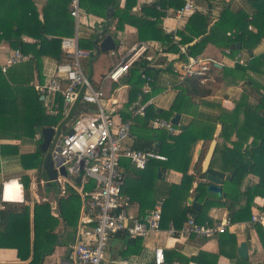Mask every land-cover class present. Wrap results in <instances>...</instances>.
I'll list each match as a JSON object with an SVG mask.
<instances>
[{"label": "trees", "instance_id": "trees-1", "mask_svg": "<svg viewBox=\"0 0 264 264\" xmlns=\"http://www.w3.org/2000/svg\"><path fill=\"white\" fill-rule=\"evenodd\" d=\"M69 1L48 0L42 10L41 21L38 19L31 0H0V42L6 41L12 50L18 49L22 54L31 56L29 61L10 67L5 73L2 72L3 62L0 61V160L9 156H17L21 169L25 171H40L45 156V153L40 150L42 141L40 132L44 128L56 127L62 120V116L51 117L46 113L44 102L40 100L41 93L31 85V81L35 76L34 69L36 73L40 72L42 57L64 60L60 50L61 39L58 38L72 36L74 32V20L68 11ZM136 2L137 0H125L121 9L118 0H79V7L86 13L100 16H105L108 8H114L113 18L116 19V31L123 30L126 24L135 26L138 40L158 42L162 53L177 54L178 46H185L189 55L199 56L208 44H213L228 50L230 56H233L240 50L236 47L230 48L236 42L241 43V48L250 51L245 64L236 63L232 69L224 67L222 70L228 84L242 87L240 98L233 101L230 108L219 107L218 114L214 117L201 115L198 111L194 99L207 96L206 86L212 84L210 72L216 69L212 66L204 83L193 78L184 80L181 92L178 93L168 111L157 112L155 107L149 105L145 116L136 118L138 127H132L136 138L160 139L162 143L161 147L149 144L148 148L143 150H155L165 156L167 158L165 162L152 161L158 162L162 169L176 171L182 176L178 185L164 184L163 199L154 198L155 203L163 201L161 228L171 221L174 228L179 230L188 214H194L195 222L202 224L208 220L207 213L211 208H225L232 223L250 221L253 208L264 213V202L258 207L255 204L259 198L264 201V53L256 55L252 53L254 47L264 41V0H245L246 12L243 10L233 12L226 7L219 20L211 27L208 16L195 10L188 18L184 29L176 33L178 41H174L172 35L164 33L159 27L164 13L158 12L156 7L179 9L184 4L183 0H156L150 6H144L141 9L143 15L146 18L154 17L155 21L130 16ZM23 31L34 42H23L20 39ZM227 32L232 33L228 36ZM47 37L51 38L47 39ZM199 38L201 39L197 41ZM88 46L90 47V41H88ZM152 74L153 71L147 67L146 61H141L132 67L128 79L130 91L128 102L125 105L126 109L129 110L136 101L141 104L147 102L153 95L151 91L144 93L142 90L143 76L152 79ZM219 82L221 80L218 78L217 83ZM128 112L125 116L122 114L124 120L131 117ZM174 113L188 115L191 120L177 135H169L163 130H157L151 137L153 130L149 128L150 121L155 118L169 120ZM217 124L220 125V131L215 136ZM133 129L136 130L133 131ZM142 133L145 135L142 136ZM36 135H40V138L36 141L32 153L20 154L18 145L2 143L3 141H19L22 144L33 141ZM214 137L217 142L210 167L216 166L221 173L226 175L232 170L233 176L230 180H224L225 200L208 192L207 183L200 182L195 192L202 206L196 211L191 206L184 205L190 196L195 179L193 175L188 174L191 158L200 140L204 141L203 148H207ZM204 154L203 149L198 159V177L200 176L199 163ZM123 165L125 169H134L128 161ZM248 175L255 176L257 183L246 188L244 193H240L242 181ZM21 180L23 186L28 189L29 177L24 176ZM85 189H90V186L87 185ZM66 191L68 195L58 200V216L66 228L74 231L79 215L80 198L68 186H66ZM182 203L183 206L178 209V205ZM58 224L47 202L34 204L32 221L29 206L7 205L5 209H0V248L15 249L21 261L29 257L31 250L32 258L28 264H42L44 257L53 251L57 238L55 229ZM254 230L264 248L262 227L256 224ZM31 232L33 233L32 240H30ZM141 240L128 238L122 257L139 254ZM164 255L167 264L174 262L177 264H189L190 262L216 264L217 260L216 256L206 253H200L194 258H186L175 251H164Z\"/></svg>", "mask_w": 264, "mask_h": 264}, {"label": "crops", "instance_id": "crops-1", "mask_svg": "<svg viewBox=\"0 0 264 264\" xmlns=\"http://www.w3.org/2000/svg\"><path fill=\"white\" fill-rule=\"evenodd\" d=\"M156 0H137L136 5L132 8L130 16L132 17H143L146 20L153 21L154 17H147L143 15L142 8L144 6L152 5ZM35 10L38 14V19L42 21L43 17V8L47 5L48 0H31ZM119 7L122 9L125 0H118ZM196 11L207 15L210 20V27L219 20L222 12L226 7L231 11L237 12L243 10L246 12L247 4L245 0H194ZM160 7V6H157ZM156 7L158 12L164 13V17L160 20L159 27L166 34L177 33L182 31L188 21V18L177 20L174 16V9L169 7L159 10ZM114 16V8L110 7L105 13V16L94 15L86 13L81 10V16L79 18V23L76 26L74 20V32L72 36H64L58 39L73 38L77 37L78 46L81 49H87L94 51L88 58H80V67L84 75L94 84L98 85L103 78L104 74L112 67V65L118 61L128 49L141 41L138 40V34L135 26L126 24L123 30H115L116 19ZM245 29L244 26L242 28ZM104 31V34L101 38H104L106 35L112 36L114 40L115 48L113 49V55L111 51L109 52H96L94 50V40L96 38V31ZM168 31V32H167ZM253 31V30H252ZM232 33V32H227ZM233 37V34H232ZM51 37H47L50 39ZM20 39L26 43L34 42L28 34L23 31L20 35ZM201 39V38H200ZM88 41H90V47L88 46ZM149 43H158L155 41H147ZM99 43V42H98ZM97 43V44H98ZM236 54L230 56V53L225 51L224 48L216 47L213 44H208L204 51L199 57L210 59L214 64L216 69H213L210 73V80L212 84H208L206 87L207 96L205 98L194 99L195 103L198 106V111L201 115H210L214 117L218 114L219 107L230 108L233 101H237L242 94L241 86H233L228 84L226 76L223 75V68H233L238 60H242L246 63L247 59L250 56V51L241 48ZM192 44V43H191ZM86 45V47H85ZM156 45V44H155ZM88 46V47H87ZM237 48V47H236ZM158 46L152 49V56L154 58L152 63H147V67L152 69V88L151 92L153 95L149 98L148 106L151 105L156 108L157 112L168 111L173 104L178 93L181 92V87L183 81H180L177 75L173 72L172 63L176 58V54L172 53H162L158 52ZM164 49V48H163ZM10 45L6 41L0 42V61L3 62L5 57L11 51ZM61 50V49H60ZM62 53V52H61ZM253 54L264 53V41L260 42L252 50ZM34 62V61H33ZM59 60L51 57H42L40 59V72L36 73L34 69V78L31 81V85H43L49 77L53 74L55 64ZM130 77V72L127 77L126 83ZM220 79L221 82L217 83V79ZM215 83V84H213ZM113 88V89H111ZM114 85L105 84L104 90L106 94L110 95V92L113 93ZM121 89L127 90L125 94L124 102L120 103L118 100V91L114 93V100H116V112L114 114L115 121H123V116L129 111L128 108H125V105L128 102V94L130 91V86L127 84L126 87ZM53 103L52 99H49L47 105ZM81 109V104H78ZM147 106V107H148ZM93 106H89L90 111L93 110ZM88 111L87 108H84ZM84 110V111H85ZM129 113V112H128ZM122 114H124L122 116ZM175 115V113L173 114ZM179 125H185L191 120V117L185 114H179ZM128 119V118H127ZM170 120V119H169ZM70 123L68 122V126ZM135 126V127H134ZM134 128L138 127L136 118L133 119ZM180 128V127H179ZM136 129H133V131ZM181 130V129H180ZM220 131V125L216 126L215 136L218 135ZM142 132V131H141ZM132 137L127 139L125 147L132 148L135 150L147 149L149 144L155 147H161L162 143L160 139H138L136 135L131 131ZM145 133H142V136ZM151 137L155 135L154 131L150 134ZM38 136V137H37ZM148 136V135H147ZM40 138V135H36L33 141H27L25 143H20L19 141H3V144H12L18 145L20 154L32 153L34 152L36 141ZM215 138V137H214ZM217 142V139H212ZM232 141L235 139H231ZM204 141L200 140L193 152L190 168L188 174L195 177L190 190V196L187 198H192L196 192L195 189L197 185L202 180L201 165H200V176L197 174V165L199 156L202 154L204 149L205 154L207 148H203ZM205 154L202 157V162L205 157ZM46 156V154H45ZM44 156V158H45ZM0 209H5L7 205L17 204V205H27L30 208V219L32 221L33 216V206L35 203L47 202L51 206V214L59 222L57 229H55V234L57 236L56 243L51 254L44 257L42 264H65L68 261L69 253L71 251V246L74 243L77 225L81 217V212L83 208V201L79 195V192L68 183H64L62 180L60 185L51 183V186L47 187L42 180L40 179V171L37 170H23L19 164V158L17 156H9L2 158L0 160ZM43 163V162H42ZM122 163H126V160H122ZM121 163V172L124 176V187L123 192L130 199L129 211L132 215L136 217H143L150 210L153 209L155 203V197L163 199V193L165 192L164 184L178 185L181 181V174L169 170L162 169L159 166L158 162L151 161L145 170H135V169H125V166ZM42 166V165H41ZM214 170L219 171L216 166ZM220 172V171H219ZM226 175V174H225ZM28 176L30 179L29 188L26 189L23 186L22 178ZM75 186L80 188V182H76ZM10 181V182H8ZM257 183V178L255 176L248 175L242 181L240 186V193H244L246 188L250 185ZM37 185L41 186L40 189L37 188ZM66 186L74 190L80 198V209L76 228L72 231L70 228H66L64 222L59 218V199L65 198L68 193L66 191ZM224 181L222 184V193L224 194ZM199 197V196H198ZM157 199V198H156ZM187 200L184 202V205L187 204ZM222 200H225V194ZM241 204L243 201H240ZM262 199H257L255 201L256 206L263 204ZM197 203L202 206L198 201ZM183 206L182 204L178 205V209ZM261 212L255 208L252 209L253 214ZM177 215V214H176ZM192 217H195L193 214ZM207 218L211 223H220L225 219H229L228 212L225 208H211L207 213ZM171 221L162 228V232L159 234H154L149 236L146 239H142L141 251L139 254L131 255L129 257L123 258L122 252L126 248V243L128 238H125L122 235H117L112 237L108 242V247L106 251V257L110 264H152L153 260V249L154 247H162L164 251H175L180 255L186 258L197 257L200 253L211 254L217 257L216 264H264V248L262 247L258 236L254 230V225L250 221H240L237 223L230 222V225L226 228V232L223 234L217 235L211 238H189L184 239L182 237H168L165 233ZM249 234V239L247 238ZM33 239V233L30 234V240ZM242 242L247 243V259L242 260L238 255V247ZM32 258V253L30 250L29 257L25 261H21L17 256V251L11 248H0V264H28ZM107 261V262H108ZM243 262V263H242ZM167 264V263H166ZM173 264H177L174 262ZM189 264H200L199 262H190Z\"/></svg>", "mask_w": 264, "mask_h": 264}, {"label": "built area", "instance_id": "built-area-1", "mask_svg": "<svg viewBox=\"0 0 264 264\" xmlns=\"http://www.w3.org/2000/svg\"><path fill=\"white\" fill-rule=\"evenodd\" d=\"M183 2V6L173 12L177 20L189 17L196 10L194 0ZM157 8L166 9L168 12L167 8ZM68 11L77 26L81 16L79 0H70ZM248 29L251 30L250 27ZM169 35L173 36L174 41L179 40L176 33ZM227 35L230 36L231 33ZM155 44L159 48L158 52H161L160 45L154 42H140L131 46L104 74L100 83L94 85L82 72L79 62L80 58H88L94 51L81 49L76 36L62 39L61 52L64 60L55 64L53 74L43 85H34L43 97L46 113L51 117L62 116L58 125L52 127L55 132L75 103L81 104L83 109L75 110L74 118L68 121L70 125L68 126L67 122L65 130L59 131L53 145V150L58 149L56 155L61 159L59 167H63L66 172V176L59 174L55 183L60 185L63 180L64 183L72 185L83 201L75 240L65 264H104V254L112 237L122 235L131 239H146L162 232L163 201H158L143 217H136L129 211L130 199L123 192L125 182L121 172L122 160L128 161L136 170H144L152 160H167L155 150L125 147L127 139L132 137L133 119L145 116L149 102H134L129 108L131 117L117 122L114 119L117 105L114 94L110 99L112 93L107 95L104 90L105 84L117 85L113 93L126 87L132 67L141 61L153 62L151 52L156 48ZM178 48L179 52L172 63L173 72L178 79L183 81L193 78L204 83L214 63L207 58L189 55L185 46ZM225 51L228 53V50ZM30 59V55L22 54L18 49L11 50L3 60L2 72L5 73L8 68ZM236 63L245 64L242 60ZM143 78L142 90L149 93L152 79L147 76ZM49 99L53 100L51 105H47ZM90 105L94 107L91 111ZM149 128L153 131L163 130L169 135L180 133L179 126H174L170 120L162 118L151 120ZM75 179L80 180V188L74 185ZM87 185L90 189H85ZM251 222L253 225H260L264 231L263 212L253 214ZM229 225V219L220 223L205 221L198 224L194 217L188 214L179 230L170 223L165 233L168 237L204 239L223 234ZM152 264H166L162 247H154Z\"/></svg>", "mask_w": 264, "mask_h": 264}, {"label": "water", "instance_id": "water-1", "mask_svg": "<svg viewBox=\"0 0 264 264\" xmlns=\"http://www.w3.org/2000/svg\"><path fill=\"white\" fill-rule=\"evenodd\" d=\"M104 34V31H96V38L93 42L94 44V50L96 52H109L113 51L115 48L114 40L112 36L106 35L104 38H101V36ZM200 38L197 40L199 41ZM99 42V43H98ZM98 43V44H97ZM235 47L239 48L240 44H232L230 46L231 49H234ZM117 86V85H115ZM114 86V88H115ZM114 93L111 94L110 99L112 98ZM40 100H43V97H40ZM110 103V102H109ZM79 103H75L73 108L71 109L69 115L59 124L57 131L55 132L52 127L44 128L41 130L40 135L42 138L41 144H40V150L46 154L45 158L43 159V163L41 166L40 171V179L42 182L47 186H51V183L56 182L59 174L61 176H66V172L63 167H59L61 164V159L56 155V152L58 149L56 148L53 150V145L55 139H57V136L59 134V131L65 130V124L75 116V110L80 108ZM179 119L180 115L175 114L170 118V122L174 126H179L181 130L184 129L183 125H179ZM71 133V131H70ZM215 139V138H214ZM216 147V141L212 140L208 146L207 152L205 154V157L203 159L202 165H201V173H202V180L203 183H207V191L215 194L218 198H223L224 194L222 193V184L224 180H230L233 176V171L231 170L229 174L225 175L219 171H216L210 167V163L212 160V156L214 153ZM59 167V168H58ZM58 168V169H57ZM77 183L80 182L79 179L76 180ZM198 194L196 193L192 198H189L187 200V204L191 206L194 210H199L200 205L197 203ZM247 238L249 239V234H247ZM238 255L239 258L242 260L247 259V243L242 242L239 244L238 247Z\"/></svg>", "mask_w": 264, "mask_h": 264}, {"label": "rangeland", "instance_id": "rangeland-1", "mask_svg": "<svg viewBox=\"0 0 264 264\" xmlns=\"http://www.w3.org/2000/svg\"><path fill=\"white\" fill-rule=\"evenodd\" d=\"M126 93H127V90H125V89H120L118 91V97H119L118 100H119L120 103L124 102V100H125L124 96H125ZM201 163H202V161H200L199 165H201ZM37 188L40 189L41 186L37 185ZM106 251H105V254H104V264H110L108 259H107V257H106Z\"/></svg>", "mask_w": 264, "mask_h": 264}, {"label": "flooded vegetation", "instance_id": "flooded-vegetation-1", "mask_svg": "<svg viewBox=\"0 0 264 264\" xmlns=\"http://www.w3.org/2000/svg\"><path fill=\"white\" fill-rule=\"evenodd\" d=\"M57 143H58V140H56V145H57Z\"/></svg>", "mask_w": 264, "mask_h": 264}]
</instances>
